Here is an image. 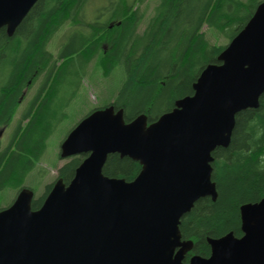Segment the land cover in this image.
Segmentation results:
<instances>
[{
	"label": "water",
	"instance_id": "1",
	"mask_svg": "<svg viewBox=\"0 0 264 264\" xmlns=\"http://www.w3.org/2000/svg\"><path fill=\"white\" fill-rule=\"evenodd\" d=\"M39 1L0 0V30L13 36ZM218 61L152 123L126 122L114 106L81 120L61 146L62 159L87 155L71 182L57 180L37 210L29 188L0 210V264H187L194 243L181 219L199 200H217L213 153L264 94V1ZM114 154L141 164L135 180L104 174ZM240 212L243 236L208 238L211 255L188 264H264V198Z\"/></svg>",
	"mask_w": 264,
	"mask_h": 264
},
{
	"label": "trees",
	"instance_id": "2",
	"mask_svg": "<svg viewBox=\"0 0 264 264\" xmlns=\"http://www.w3.org/2000/svg\"><path fill=\"white\" fill-rule=\"evenodd\" d=\"M94 1L40 0L13 36L5 28L0 30V128L11 124L25 101V92L39 82L9 140L4 145L0 142L1 202L7 193L15 192L13 202L22 189L30 188L27 179L41 161L57 125L64 120L92 62H97L106 76L117 65L124 68L118 97L108 106L122 109L126 122L146 115L152 123L172 111L178 100L194 93L193 85L208 65L219 63L218 57L229 42H212L204 28L214 37L226 36L231 41L261 3L159 0L145 30L139 33L143 16L140 8L146 0H109L104 9L94 4L90 9L96 13L93 17L94 12L90 15L88 10ZM105 14L106 19H102ZM65 26L68 28L61 39L64 43L55 56L49 43ZM86 157L62 159L60 155L66 163L58 168L56 180L33 200V209L42 206L57 180L69 184ZM213 157L217 200H199L181 219L183 240L194 243L186 256L187 264L193 255H211L208 238L231 232L243 236L241 206L264 198V94L258 109L236 116L230 146L218 148ZM141 170L139 162L114 154L109 156L103 172L111 178L133 181Z\"/></svg>",
	"mask_w": 264,
	"mask_h": 264
},
{
	"label": "rangeland",
	"instance_id": "3",
	"mask_svg": "<svg viewBox=\"0 0 264 264\" xmlns=\"http://www.w3.org/2000/svg\"><path fill=\"white\" fill-rule=\"evenodd\" d=\"M158 1L159 0H146L145 4L141 6L140 9L143 12V16L138 25L139 33H142L145 30L150 18L154 13V8ZM259 1L262 2L264 0ZM108 2L109 0H95L88 10L89 14L91 15L90 12H94L92 16H96L94 10L90 11L94 4H96L95 7H98V9H104L106 6H108ZM106 17L107 15L105 14L103 15L102 19H106ZM67 28L68 26H65L49 43V50L55 56L58 53L60 44L64 43V41H61V39ZM204 30L212 42L218 41L217 43L219 44H226L227 42H230V37H223L220 35L219 38L218 36L214 37V33L211 32V30H208L207 27H205ZM103 48L106 52L108 51L107 44H104ZM124 79V68L121 65H117L112 73L108 76L103 73L97 62H92L86 68L85 73L82 76V83L75 98L67 109L64 120L57 125L55 131L47 142V149L41 161L36 164L35 169L31 172L27 179L26 184L35 190L34 192L36 197L41 196L46 191L47 184H50L56 180L58 168L66 163V160L62 161L60 159L61 146L70 131L74 129L81 120L94 112V110L104 108L111 102L115 101L118 97ZM38 85L39 82L34 87L25 92L23 96L25 97V101H23L22 106L18 109L11 124L5 127V131L0 138V142L3 143V145L9 140L12 130L17 120L20 118L25 106L29 100L33 98L34 94H36ZM2 128L3 127L0 128V131ZM14 196L15 192L7 193L3 202L0 201V208L10 204Z\"/></svg>",
	"mask_w": 264,
	"mask_h": 264
},
{
	"label": "flooded vegetation",
	"instance_id": "4",
	"mask_svg": "<svg viewBox=\"0 0 264 264\" xmlns=\"http://www.w3.org/2000/svg\"><path fill=\"white\" fill-rule=\"evenodd\" d=\"M2 129H4V131H5V127H4V128H2Z\"/></svg>",
	"mask_w": 264,
	"mask_h": 264
}]
</instances>
